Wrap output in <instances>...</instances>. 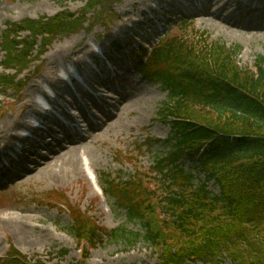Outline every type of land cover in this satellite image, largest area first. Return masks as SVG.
Segmentation results:
<instances>
[{"label":"trees","instance_id":"16d2710c","mask_svg":"<svg viewBox=\"0 0 264 264\" xmlns=\"http://www.w3.org/2000/svg\"><path fill=\"white\" fill-rule=\"evenodd\" d=\"M86 1L79 13L27 19L8 27L2 66L16 74L0 75V91L21 88L19 77L36 61L33 51L39 39L42 55L58 37L91 31L89 14L101 10L104 22L110 20L124 0ZM185 31L186 24L180 33ZM23 32L29 36L22 37ZM239 53L238 47L211 43L206 33L160 40L143 75L168 92L161 112L172 134L160 143L170 151L157 157L148 173L137 168L127 180L103 176L107 198L129 222L140 223L143 233L108 231L54 191L53 207L68 211L70 233L83 247L77 264H85L89 247L107 237L130 243L142 239L157 249L159 264H264V57L253 70L243 69ZM184 158L205 180L186 171ZM211 182L217 194L209 190ZM0 264L32 263L12 247Z\"/></svg>","mask_w":264,"mask_h":264},{"label":"rangeland","instance_id":"374dc122","mask_svg":"<svg viewBox=\"0 0 264 264\" xmlns=\"http://www.w3.org/2000/svg\"><path fill=\"white\" fill-rule=\"evenodd\" d=\"M86 2V0H0V75L16 74L14 71H6L2 66L5 55L2 40L11 24H18L27 19H50L62 13L76 14L84 9ZM153 3V0H124L115 6L109 16L110 20L106 22L102 11L97 10L87 16L93 23L91 31L58 37L52 45L44 49L42 55L39 53L42 52L43 44L39 39L33 51L36 61L19 77L21 88L0 91V124L7 119L18 118L26 111L27 105L23 104L25 95L33 84L41 82L49 74V58L59 47H66V53L60 60L68 66L66 60H69V55L78 51L85 54L88 45H98L100 38L109 43L124 31H129L131 26L128 23L129 13L137 15L135 17L137 18L141 11ZM201 9L205 11L207 7L203 6ZM215 11L222 16L239 15L235 11V6L223 11L212 8L208 13ZM197 12L198 16L193 15L186 19L188 31L180 33L184 25L182 20L178 21L174 26L166 28L164 33L153 35V39L149 38L148 50H151L162 37L206 33L211 43H221L229 49L238 47L240 53L237 62L243 69L253 70L257 59L264 57V30L241 31L228 26H212L209 17L201 15L200 10ZM89 27L87 24L86 28ZM141 32L144 30L141 29ZM21 35L27 37L29 34L24 32ZM138 39L144 41L141 37ZM143 60L146 61L147 56ZM58 74L61 76V72ZM129 79L131 83H127L125 87L134 93L139 89V93L145 95L143 97L145 107L133 113L125 110L117 115L115 124H112L110 129L96 135L91 134L87 140L90 145V159L83 156L85 177L77 174L60 181L55 176L36 173L34 170L26 177L12 179V182L7 181L0 186V257H5L14 247L27 256L32 264H77L81 261L83 247L70 233L72 220L68 211L53 207L57 200L50 199V193L54 191L65 195L72 205L88 213L100 227L108 231L123 228L128 232L143 233L140 223L129 222L127 214L115 207L113 201L105 196L102 191L103 176L111 175L127 180L135 175L137 168L147 173L152 171L156 158L170 151V147L160 141L164 142L171 136L172 128L169 120L163 118L161 112L169 99L168 92L162 85L142 78L139 72L130 75ZM53 110L58 109L55 107ZM130 158H134L135 161L129 162ZM25 163L31 166V163ZM182 164L197 180H205L204 175L198 173L195 164L189 159L184 158ZM209 190L218 193L214 183H209ZM44 203L45 205H42ZM20 222L27 226L26 231L15 230ZM47 233H51L48 239L41 241V234ZM159 263L157 249L142 239L130 243L109 237L104 238L95 247H89L85 260V264Z\"/></svg>","mask_w":264,"mask_h":264},{"label":"bare ground","instance_id":"6f19581e","mask_svg":"<svg viewBox=\"0 0 264 264\" xmlns=\"http://www.w3.org/2000/svg\"><path fill=\"white\" fill-rule=\"evenodd\" d=\"M156 5L158 6H165L167 5V1L165 0H155L154 1ZM193 7L197 8H205L207 9L204 11L201 10V15L209 17L208 20L212 24V26H228L230 28L239 29L241 31L248 30L240 20L236 19L232 14H226V15H220L218 11L213 13H208V10L212 8H217L219 11H223L229 8H232L235 6V8L239 7L236 3V0H190ZM208 5V6H207ZM210 5V6H209ZM155 6H150L149 8L143 10L140 12L139 15L146 14L148 11L154 10ZM128 13V12H127ZM137 15H130L129 13V21L128 23L133 24L135 23V17ZM246 17L248 19L253 18L252 15L247 14ZM261 19V18H260ZM257 30H260L259 28H256ZM262 30V29H261ZM66 53V47L62 46L59 47L49 58L50 60V72L47 76H45L41 82H36L33 84L28 94L25 95L23 104L27 105L26 111L20 115L18 118H10L4 121L0 124V160L2 156H6L8 158V153L11 152V148L14 145L15 142H17L18 139H21L20 136L17 134L18 131H21L26 128H31V122L32 120H36L41 123L42 129L33 130L35 135L41 136L44 131H47V123L51 121H56L57 118L53 115L51 111L46 110L43 108L42 105L38 102V98L43 100L48 107H52L58 109L59 111L65 112L63 108L60 105V102H63L66 104V98L65 95L68 94V91L66 90V82L64 80H61V77L58 73L60 72H66L69 70V67H72L75 69V71H79L78 73H81V76L83 79L86 77H89L92 71H94V67L88 68L84 63H86L87 59L93 54V45H88L86 48L85 54L81 51L74 52L72 55H69V60H66L67 64L65 62H61L60 57ZM67 57V58H68ZM89 65V64H88ZM78 66V70H76ZM76 67V68H75ZM88 68L87 70L85 68ZM51 74V75H50ZM130 79H124L122 78L121 81H118V84L125 83H131L129 81ZM60 85H63L61 88ZM133 88L132 86H129ZM116 87L114 85H107L106 89L100 90L99 93L103 94L100 96L104 99L105 93L107 89H110L111 91H115ZM46 89L52 91L56 95V98L51 97L46 91ZM134 90V89H132ZM136 90V89H135ZM145 93V92H144ZM117 94V95H116ZM118 98L121 99L122 104L120 105L118 111L116 114H110L105 115V121L103 122V125L101 128L98 129H88V132L92 135H96L97 133H100L104 130L110 129L116 121L117 115L123 113V111H128V113H133L137 109H142L145 107L143 97H145L144 94L139 93L136 90L135 93L132 91L131 95H127L125 92L116 91L115 93ZM69 96V95H67ZM75 98V96H73ZM151 97V95H150ZM87 98L91 100H94V97L91 94L87 95ZM71 108H76L75 106H78L80 108V105H78L77 102H72V104L68 103ZM107 104H114V102H109ZM77 107V108H78ZM76 108V109H77ZM84 108V107H83ZM78 110V109H77ZM86 110H83V116L85 114ZM95 120V118L93 119ZM86 119V122L88 123V126L93 127L94 121ZM86 123V124H87ZM113 124V125H112ZM91 135V136H92ZM90 136V137H91ZM88 137V138H90ZM87 139L83 137H79L76 141L71 143L68 148H61L60 151L54 152L53 155H51L52 158H44L43 163L40 165H37L34 170L36 173H47L48 175L55 176L56 178H59L60 181L67 180V178L74 176V175H80L81 177H85L86 174V168H85V162L83 156L87 157V159L91 156L90 155V145L87 143ZM22 140V139H21ZM34 141L30 140L27 144L30 145ZM32 142V143H31ZM62 143H59V146H61ZM10 161V160H8ZM33 170V172H34ZM32 173V171H28L24 174V177ZM4 183V182H3ZM2 184V183H1ZM26 227L22 225L20 222L16 227L15 230H18L20 232L26 231ZM51 233L47 234H41L40 240H46L50 236Z\"/></svg>","mask_w":264,"mask_h":264}]
</instances>
